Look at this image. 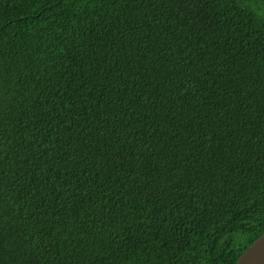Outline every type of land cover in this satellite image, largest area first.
<instances>
[{
    "label": "trees",
    "instance_id": "trees-1",
    "mask_svg": "<svg viewBox=\"0 0 264 264\" xmlns=\"http://www.w3.org/2000/svg\"><path fill=\"white\" fill-rule=\"evenodd\" d=\"M264 234V0H0V264H235Z\"/></svg>",
    "mask_w": 264,
    "mask_h": 264
},
{
    "label": "water",
    "instance_id": "water-1",
    "mask_svg": "<svg viewBox=\"0 0 264 264\" xmlns=\"http://www.w3.org/2000/svg\"><path fill=\"white\" fill-rule=\"evenodd\" d=\"M235 264H264V234L246 248Z\"/></svg>",
    "mask_w": 264,
    "mask_h": 264
}]
</instances>
